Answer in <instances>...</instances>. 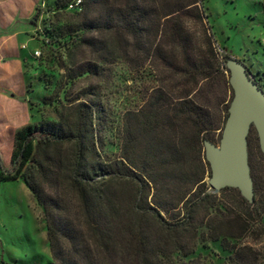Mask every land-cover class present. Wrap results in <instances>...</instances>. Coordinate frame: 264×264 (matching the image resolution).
Returning <instances> with one entry per match:
<instances>
[{"label": "rangeland", "instance_id": "1", "mask_svg": "<svg viewBox=\"0 0 264 264\" xmlns=\"http://www.w3.org/2000/svg\"><path fill=\"white\" fill-rule=\"evenodd\" d=\"M136 1L141 8H149L161 0ZM129 2L98 0L69 11L56 6V0H40L12 27L1 15L9 5H0V104L6 103L8 108L15 104L19 118L14 128L1 133L0 159L8 164L13 129L28 123L58 124L64 132L83 124L94 137L100 163L110 165L115 173L111 190L117 202L130 210L115 224L129 227L133 244L140 238L148 242L146 264H224L231 253L223 250L219 241L206 239L207 224L227 209L239 212L245 206L238 190L221 193L209 188L210 168L203 142L199 150L190 153L185 166L158 170L157 174L171 173L177 179L169 184L162 180L158 196L167 211L160 210L161 218L146 207L154 193L152 186L141 184L138 173L132 174L128 168L135 171L133 167L146 163L145 112L154 91L175 98L185 91L193 97L200 89L221 128L209 133L208 141L216 146L219 143L227 117L222 101L227 100L224 79L229 72L224 78L212 74L208 81L205 73L187 76L182 42L190 59L196 61L208 58L211 48L214 52L223 50L243 63L264 92V0H202L201 21L191 12L166 22L160 19L162 12L152 9L139 24L137 37L114 25L115 15ZM34 51L39 52L38 57ZM82 70L87 71L79 75ZM200 78L202 86L196 83ZM256 136L253 132L249 135L250 165L263 193L264 157ZM72 152V147H66L60 153L68 162ZM186 175L190 180L202 177V185L191 191L202 200L187 208L188 217L178 203L192 188ZM95 181L100 183L98 177ZM47 184L44 178L36 179L41 188ZM57 194L66 204V215L82 224L77 196L63 177L57 183ZM162 221L169 226H163ZM259 224L263 230L237 244L253 247L264 258V216ZM186 251L190 253L183 256ZM0 264H51L42 209L19 181L0 184Z\"/></svg>", "mask_w": 264, "mask_h": 264}, {"label": "trees", "instance_id": "2", "mask_svg": "<svg viewBox=\"0 0 264 264\" xmlns=\"http://www.w3.org/2000/svg\"><path fill=\"white\" fill-rule=\"evenodd\" d=\"M73 1L75 0H56V6L72 11L75 9H67V6ZM80 1L78 9L82 6L94 5L98 0ZM200 1L202 0H187L185 3H179L176 0H161L158 5L141 8L136 0H131L123 11L117 12L114 25L137 37L140 34L139 24L143 23L145 16H148L147 12L152 9L154 12L157 10L162 12L160 19L166 22L172 17L191 12L201 21L203 10H199ZM183 44L185 43L182 42L180 45L183 52L184 73H187V76L205 73L207 78L204 80L208 81L212 74L223 78L228 74L225 63L231 57L223 50L214 52L211 48L208 58L196 61L190 59ZM86 71H79V75ZM196 81L200 86L204 82L203 78ZM253 81L257 84L254 79ZM224 88L227 100L222 101L226 103L223 112L227 114L232 98L228 77L224 79ZM205 98L201 95L200 89L193 97L190 96V91H185L175 98L166 92L154 91L148 98L145 112L147 129L143 139L146 163L137 167L131 166L135 171L130 168L128 170L132 174L138 173L141 184L152 186L154 193L150 194V203L145 202L150 213L158 218H161L160 210L167 211L166 204L161 202L158 196L159 189L163 186L162 180L164 179L165 184L177 180L171 173L157 174L158 170L162 168L174 170L185 166L190 153L200 149L203 140H208V134L221 129ZM221 111H218V114ZM252 132L256 135L251 127L247 136V152L253 183V201L248 203L241 197L245 206L243 211L234 212L227 209L228 211L219 219L207 224L206 239L219 241L220 247L231 253L224 264H264L263 255L258 250L237 244L245 236L263 230L259 222L264 216V192L260 191L252 177L250 165L249 135ZM66 147L73 148L68 162L60 153ZM40 177L48 180L46 188L36 185V179ZM61 177L77 196L79 219H82V224H79L77 219L67 216L66 204L57 194V183ZM97 177L100 183H96ZM114 178L115 173L111 170V166L100 163L95 150L94 137L92 133L84 130L83 124L64 132L60 130L58 124H25L13 133L8 164L5 165L0 159V184L22 182L42 209L51 264L147 263L148 242L140 238L136 245L133 244L134 237L129 227L118 222L117 225L115 224L118 219L129 215L130 210L117 202L116 195L111 190ZM184 178L190 180L187 175ZM201 181L202 177H191L192 188L178 201L185 207L186 217H188L187 208L202 200L201 197L196 198L191 193L193 188L202 185ZM229 189L223 188L220 192ZM162 223L165 227L169 226L164 221ZM229 239L234 240L235 243H230ZM201 240L204 242V237H201ZM189 253L190 251H186L183 256Z\"/></svg>", "mask_w": 264, "mask_h": 264}, {"label": "water", "instance_id": "3", "mask_svg": "<svg viewBox=\"0 0 264 264\" xmlns=\"http://www.w3.org/2000/svg\"><path fill=\"white\" fill-rule=\"evenodd\" d=\"M225 67L229 72L232 98L218 145L203 140L204 158L210 168L207 184L214 191L236 189L245 201L252 203L253 183L248 164L247 136L252 127L264 157V92L240 61L231 58L226 61Z\"/></svg>", "mask_w": 264, "mask_h": 264}, {"label": "crops", "instance_id": "4", "mask_svg": "<svg viewBox=\"0 0 264 264\" xmlns=\"http://www.w3.org/2000/svg\"><path fill=\"white\" fill-rule=\"evenodd\" d=\"M3 1H6L9 7H6V9H3L4 13L1 12L2 13L1 15L2 17H4V20L7 23L6 25H8V27H12L14 26L16 19L29 15L40 0H11V2H9L10 0H3ZM6 2L2 3V1L0 0V5H4L6 4ZM14 32L16 31H12V33ZM16 33H20V31H17ZM0 99L2 100L1 97ZM16 108L17 107L15 104L14 105L12 104L10 108H8V104L6 103L0 104V137L4 129L9 128V127L14 128L15 127L14 122H16V120H19L18 113H17L18 111ZM15 130L16 129H13L10 135V144H11L12 136ZM20 184H23V183L20 182ZM27 192L29 194L28 189H27Z\"/></svg>", "mask_w": 264, "mask_h": 264}, {"label": "built area", "instance_id": "5", "mask_svg": "<svg viewBox=\"0 0 264 264\" xmlns=\"http://www.w3.org/2000/svg\"><path fill=\"white\" fill-rule=\"evenodd\" d=\"M80 4H81L80 0H75V1H73L71 4H69L67 6V9H78ZM34 56L38 57L39 56V52L38 51H34Z\"/></svg>", "mask_w": 264, "mask_h": 264}]
</instances>
